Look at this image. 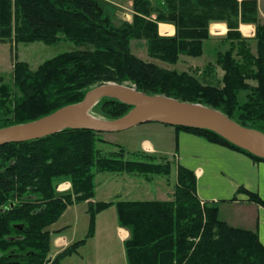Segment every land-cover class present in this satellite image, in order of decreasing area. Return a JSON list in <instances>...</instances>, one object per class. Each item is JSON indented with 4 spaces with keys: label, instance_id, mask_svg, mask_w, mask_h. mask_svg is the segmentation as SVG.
<instances>
[{
    "label": "trees",
    "instance_id": "16d2710c",
    "mask_svg": "<svg viewBox=\"0 0 264 264\" xmlns=\"http://www.w3.org/2000/svg\"><path fill=\"white\" fill-rule=\"evenodd\" d=\"M166 12L148 0H132V22L115 26L99 0H0V43L45 45L60 41L89 45L90 50L61 53L31 70L15 59L12 86L0 75V129L36 121L80 102L85 93L106 83H130L146 95L220 111L242 127L264 134V22L256 0H163ZM155 13L154 19L151 15ZM224 22L227 48L219 50L207 72L219 68L221 86L203 85L192 74L144 62L131 54V40H143L150 58L175 64L179 56L198 58L209 39L210 22ZM175 28L160 37L157 23ZM239 24H254L253 39L243 38ZM255 44V52L250 44ZM130 106L104 98L92 112L112 121ZM249 158L264 162L204 129L173 127ZM90 130L66 129L42 139L0 146V264H61L94 235L95 218L110 208L116 223L129 231L123 243L126 264H264V245L254 232L233 228L219 217L216 203L201 201L195 176L177 167L172 199L167 201L93 202L95 178L108 173L149 180L170 176V162L120 146L107 155V144ZM130 155L133 160H127ZM62 182L71 191L57 194ZM250 202L264 206L255 194L240 189ZM85 236L49 258L48 230L67 206L86 203Z\"/></svg>",
    "mask_w": 264,
    "mask_h": 264
},
{
    "label": "crops",
    "instance_id": "0c3cea01",
    "mask_svg": "<svg viewBox=\"0 0 264 264\" xmlns=\"http://www.w3.org/2000/svg\"><path fill=\"white\" fill-rule=\"evenodd\" d=\"M109 2L107 0H103ZM155 4L162 9L164 3L160 0H154ZM242 2L245 0H237ZM162 2V1H161ZM257 2V19L260 23L264 22V0ZM114 6H119L116 1L110 2ZM132 7V2L129 3ZM126 14L125 17L115 14L118 23L110 17L112 23L118 26L121 22H132L133 11ZM108 15V14H107ZM227 27L224 22H210L208 26L209 39L203 44L202 55L198 58L184 57L190 60L200 59L202 57L213 58L219 50H224L220 41L225 39ZM238 32L243 38L253 39L255 33L254 24H239ZM157 33L160 37L171 38L175 35V28L172 24L158 22ZM132 50V47H131ZM183 55L179 56V59ZM213 60L208 61L212 63ZM175 65V64H174ZM135 131L141 139L137 150L128 149L131 152H143L155 159H165L171 157L175 160L176 166L190 170L195 176L196 194L201 201L216 203L219 209V217L233 228L248 230L254 232L259 242L264 245V206L250 202L248 196L240 189H244L257 195L264 202V162L255 161L248 156L231 149L212 144L204 138L195 134L177 131L171 126L158 123H145L128 129ZM127 131V130H125ZM124 149V148H123ZM127 151V150H126ZM170 161V160H167ZM121 177V176H120ZM115 179V176L109 180ZM122 179V178H121ZM71 191V185L63 182L56 187L57 194H65ZM170 200V199H166ZM94 202V199H93ZM84 204L87 207L86 203ZM77 205L67 206L57 222L49 226L48 230L58 231L59 234L51 237L49 258L52 259L68 245L76 240L77 232L75 225L78 222V214L74 212ZM227 207L228 210H225ZM113 211L114 221L108 219L100 220V217L108 210ZM101 212L95 218L94 235L88 239L84 245L79 247L73 255L65 258L61 264H126V258L123 243L129 237V231L126 228L119 227L116 223L115 210L110 208ZM73 211V224L56 228L61 219ZM88 216L86 210L82 211ZM112 213V212H111ZM88 227V225H87ZM100 229V230H99ZM85 230L83 237L85 236ZM103 234V241L98 242L97 235ZM82 237V238H83ZM109 239L107 241L106 239ZM116 241L118 245L117 255L111 244ZM113 244V243H112Z\"/></svg>",
    "mask_w": 264,
    "mask_h": 264
},
{
    "label": "water",
    "instance_id": "95a60500",
    "mask_svg": "<svg viewBox=\"0 0 264 264\" xmlns=\"http://www.w3.org/2000/svg\"><path fill=\"white\" fill-rule=\"evenodd\" d=\"M104 98L120 101L131 109L112 121L93 115V108ZM145 123L209 130L264 160L263 133L240 126L218 110L161 95H146L132 86L115 83L95 86L80 102L64 106L36 121L0 129V146L42 139L66 129L110 134Z\"/></svg>",
    "mask_w": 264,
    "mask_h": 264
},
{
    "label": "rangeland",
    "instance_id": "374dc122",
    "mask_svg": "<svg viewBox=\"0 0 264 264\" xmlns=\"http://www.w3.org/2000/svg\"><path fill=\"white\" fill-rule=\"evenodd\" d=\"M109 2L99 0L100 4L104 8L105 12L112 19L117 14L118 16L125 17L126 14H131L132 7L129 3L132 0H107ZM116 1L119 6H114L110 2ZM152 7L155 9H160L166 12L165 3L163 0H160V3H164L162 9L155 4L154 0H148ZM162 1V2H161ZM156 16L155 13L151 15V19H154ZM114 18L115 23H118L122 20ZM132 47V50H131ZM131 54L148 63H153L161 69L168 71H176L178 73L187 72L192 74L196 79L199 80L203 85L211 84L216 86H221V77L223 72L219 68H214V74L210 75L207 72L208 61L213 60L210 57H202L200 59L190 60L182 56L175 65L164 63L159 60L152 59L147 54V45L143 40H131L129 44ZM227 47H225L226 49ZM91 46L81 44L74 45L71 42L60 41L56 44L45 45L40 42H35L31 44H19L13 46L10 43L2 44L0 43V75L4 78V82L12 86V65L15 62V59L21 62H25L31 70H36V68L42 64L44 61L49 60L61 53L71 52L75 50H90ZM250 50L252 53L255 52V44H250ZM125 85L132 86L130 83L126 82ZM133 87V86H132ZM93 113V112H92ZM94 115V114H93ZM97 116V115H95ZM99 117V116H98ZM102 140L106 141L107 144L101 145L97 144V148L103 150L104 153L109 155L110 153L117 151V146H120L128 151V149L137 150L139 141L141 139L140 135H136L135 131H122L117 133L110 134H100L99 136ZM131 152V151H128ZM127 160H133L130 155L126 156ZM167 160H170L171 172L170 176L167 178L153 177L149 180H146L143 177L138 176H117L111 175L108 173L98 174L95 178V198L94 202L98 201H114V200H123V201H154L161 200L167 201L166 199H172V194L174 191V185L176 181V171L177 167L175 160H172L171 157H167ZM159 160V159H158ZM115 176V179L109 180L110 177ZM122 178V179H121ZM63 183V182H62ZM58 187V186H57ZM70 192V191H69ZM68 192V193H69ZM227 207L225 210H228ZM74 212H77L79 215L78 222L75 225L77 236L76 240L82 239L85 230L88 225V216H85L82 211L86 210L84 204L77 205L74 209ZM112 212V213H111ZM73 211L67 214L66 217L61 219L55 227L59 228L61 226H66V220L69 221L68 225L73 224ZM112 219L114 221L113 211L108 210L104 213L100 220ZM100 230V229H99ZM103 234L99 233L97 235L98 242L103 241ZM109 241V239H106ZM113 243V244H112ZM111 245L114 249L115 254L117 255L119 249L116 241L114 240ZM119 264V260H115Z\"/></svg>",
    "mask_w": 264,
    "mask_h": 264
}]
</instances>
